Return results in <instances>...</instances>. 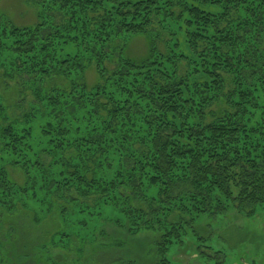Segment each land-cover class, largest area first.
Returning a JSON list of instances; mask_svg holds the SVG:
<instances>
[{
  "label": "trees",
  "instance_id": "trees-1",
  "mask_svg": "<svg viewBox=\"0 0 264 264\" xmlns=\"http://www.w3.org/2000/svg\"><path fill=\"white\" fill-rule=\"evenodd\" d=\"M32 1L34 27L0 14L3 215H57L99 241L112 208L119 229L156 236L153 264H175L169 252L188 235L200 258L224 264L210 245L217 220L264 209V0ZM143 35L154 39L140 61L114 47ZM56 236L69 247L71 235Z\"/></svg>",
  "mask_w": 264,
  "mask_h": 264
},
{
  "label": "rangeland",
  "instance_id": "rangeland-1",
  "mask_svg": "<svg viewBox=\"0 0 264 264\" xmlns=\"http://www.w3.org/2000/svg\"><path fill=\"white\" fill-rule=\"evenodd\" d=\"M0 14L14 26L26 28L34 27L40 22L41 10L32 0H0ZM151 36L152 38L150 35L124 38L125 41H116L114 47H122L126 44L125 54L133 60L140 61L147 56L151 48L154 35ZM181 46L187 50V44L181 42ZM158 47L166 51V45L161 41ZM115 63L116 60L112 61L107 68L113 69ZM186 70L183 64L181 73ZM84 81L89 87L101 82L95 66H88ZM50 84L61 88L69 86V82L61 77L55 78ZM7 169L9 176L15 182L19 184L25 182L22 172L13 167ZM104 212L103 218L99 220V228L103 236L99 241H95L88 229L73 227L67 230L64 227L66 225L57 215L46 216L37 222L29 211L22 210L17 214L3 215L0 210L2 219L0 264H48L45 261L48 257L53 258L57 264H101L100 258L106 262L111 257L120 258L124 262L153 264L152 251L156 236L150 232L128 234L111 221L118 215L114 209L107 208ZM210 222L216 223L202 218L198 224L208 225ZM10 227L14 232L7 231ZM214 229L218 233L212 237L210 245L214 250L225 253L224 264H264V209H259L256 216L251 219L231 213L217 220ZM62 230L72 236L68 240L71 243L69 247H65V243L57 240L56 234ZM10 234H13V238ZM196 246L195 238L188 235L181 246H172L169 257L175 264H215V260L206 262L200 258Z\"/></svg>",
  "mask_w": 264,
  "mask_h": 264
}]
</instances>
